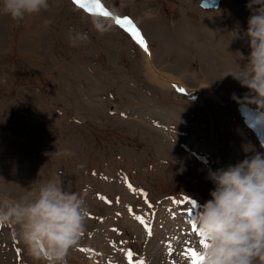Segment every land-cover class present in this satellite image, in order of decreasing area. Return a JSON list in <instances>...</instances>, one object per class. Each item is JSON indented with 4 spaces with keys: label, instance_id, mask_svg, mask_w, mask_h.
<instances>
[{
    "label": "rangeland",
    "instance_id": "374dc122",
    "mask_svg": "<svg viewBox=\"0 0 264 264\" xmlns=\"http://www.w3.org/2000/svg\"><path fill=\"white\" fill-rule=\"evenodd\" d=\"M199 1L100 0L134 22L161 76L210 90L191 103L152 79L129 32L115 22L98 34L87 19L98 15L73 0L19 21L0 12V198H34L57 178L86 190L89 215L68 264H129L128 251L145 264H191L185 251L204 249L193 226L212 198L209 172L264 152L237 109L257 108L250 90L230 75L251 52L240 38L249 0L212 12ZM71 29L90 43L72 47ZM15 231L0 226V264H42Z\"/></svg>",
    "mask_w": 264,
    "mask_h": 264
},
{
    "label": "clouds",
    "instance_id": "9594fccd",
    "mask_svg": "<svg viewBox=\"0 0 264 264\" xmlns=\"http://www.w3.org/2000/svg\"><path fill=\"white\" fill-rule=\"evenodd\" d=\"M248 27L240 36L251 48L248 63L230 73L249 89L246 102L264 111V0H249ZM50 8L49 0H0V12L13 20ZM114 15V14H113ZM100 35L115 25L112 16L87 18ZM49 23V21H45ZM72 47L90 43L87 32L70 30ZM264 147V145H262ZM212 197L203 205L198 226L210 245L204 264H264V152L226 169L210 171ZM87 191H68L61 178L40 184L34 198H0V226L16 229L27 253L42 264H68L79 245L89 215Z\"/></svg>",
    "mask_w": 264,
    "mask_h": 264
},
{
    "label": "snow or ice",
    "instance_id": "6c2138e0",
    "mask_svg": "<svg viewBox=\"0 0 264 264\" xmlns=\"http://www.w3.org/2000/svg\"><path fill=\"white\" fill-rule=\"evenodd\" d=\"M74 4L78 7L86 10L89 14L98 15L109 17L112 16V13L109 12L103 5L100 3V0H73ZM115 22L121 28L125 29L127 32L131 34V36L136 40V42L146 51L148 52V44L147 41L144 39L143 35L141 34L140 30L134 25L133 21L128 18H120L115 17ZM179 91L183 92L184 89H179ZM131 187V185H129ZM142 224H144L148 234L151 235V228L147 225L144 221L143 217H136ZM193 231H199L200 235L203 236L200 228L196 225L193 226ZM201 245L204 249L208 248L210 245L208 244L207 240L204 238L201 240ZM83 251H87V249H82ZM169 250L171 251V246H169ZM127 259L129 264H145L143 260L141 261H134L133 259V252L128 251L126 253ZM186 258H190L191 264H204L205 256L202 252H197L192 248H188L184 253Z\"/></svg>",
    "mask_w": 264,
    "mask_h": 264
},
{
    "label": "water",
    "instance_id": "95a60500",
    "mask_svg": "<svg viewBox=\"0 0 264 264\" xmlns=\"http://www.w3.org/2000/svg\"><path fill=\"white\" fill-rule=\"evenodd\" d=\"M220 1L221 0H201L199 5L205 11L209 12L217 9ZM237 109L246 126L253 130L260 144L264 145V112L244 103L238 104Z\"/></svg>",
    "mask_w": 264,
    "mask_h": 264
},
{
    "label": "bare ground",
    "instance_id": "6f19581e",
    "mask_svg": "<svg viewBox=\"0 0 264 264\" xmlns=\"http://www.w3.org/2000/svg\"><path fill=\"white\" fill-rule=\"evenodd\" d=\"M113 20L115 21V17H113ZM148 49H149L148 52H146L142 48L143 53H144V56L147 59V64H146V70H147V72L149 73V75H151L152 79H154L155 81H158L160 83V85L161 84H162V86L169 85L171 87V89L175 93L178 94V97H179V100L180 101H183V102L185 101L187 103H191V102L195 101L194 99H196V97L198 96L197 93H199V92L202 93V95L203 94L204 95H209L210 94L209 93L210 90L209 91H206L207 88H206V90L198 89V92L197 93L195 92V90H193L194 92H192L189 89H187L185 86H183L180 82L179 83H175L174 80H176V79H174L171 75L168 76V75L163 74V76H161L162 73L160 74V72L155 68L154 64L151 62V53H150V47H149V45H148ZM179 89H184V91L181 92V91H179Z\"/></svg>",
    "mask_w": 264,
    "mask_h": 264
}]
</instances>
